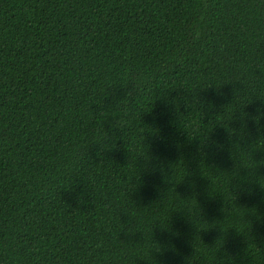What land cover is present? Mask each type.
I'll list each match as a JSON object with an SVG mask.
<instances>
[{
  "label": "trees",
  "instance_id": "trees-1",
  "mask_svg": "<svg viewBox=\"0 0 264 264\" xmlns=\"http://www.w3.org/2000/svg\"><path fill=\"white\" fill-rule=\"evenodd\" d=\"M0 264H264V0H0Z\"/></svg>",
  "mask_w": 264,
  "mask_h": 264
}]
</instances>
